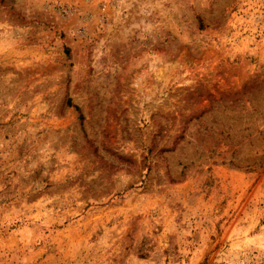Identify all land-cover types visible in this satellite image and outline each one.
I'll return each mask as SVG.
<instances>
[{
  "label": "rangeland",
  "instance_id": "rangeland-1",
  "mask_svg": "<svg viewBox=\"0 0 264 264\" xmlns=\"http://www.w3.org/2000/svg\"><path fill=\"white\" fill-rule=\"evenodd\" d=\"M0 264H264V0H0Z\"/></svg>",
  "mask_w": 264,
  "mask_h": 264
}]
</instances>
